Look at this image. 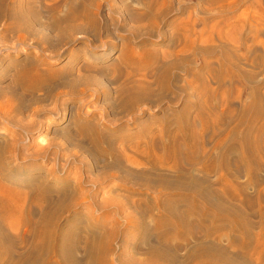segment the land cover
I'll return each mask as SVG.
<instances>
[{"label":"rangeland","instance_id":"374dc122","mask_svg":"<svg viewBox=\"0 0 264 264\" xmlns=\"http://www.w3.org/2000/svg\"><path fill=\"white\" fill-rule=\"evenodd\" d=\"M0 2V175L14 179H0L1 184L26 192L44 183L42 190L51 189L47 206L56 198L65 200L64 209H56L58 230L70 239L77 264H92L90 240L96 241L92 253L100 264H148L145 254L153 244L176 257L172 264H194L188 254L201 242L223 247L242 264H264L254 253L264 216V143L261 155L245 148L243 166L238 163L239 138L216 148L243 108L256 113L264 140V0ZM69 2L78 16L70 12ZM83 11L94 14V23L82 18ZM127 45L135 52L137 67L124 61ZM166 67L170 81L163 88L157 82ZM127 74L133 79L126 81ZM124 80L142 84L137 102L126 100L130 90H121L120 96ZM172 112H181L182 118L167 116L164 121ZM245 131L241 125L238 136ZM179 134L183 162L172 169L173 154H163L160 147ZM204 151L210 154L209 163L227 153L222 159L230 158L226 168L209 171L199 164ZM159 155L166 163H158ZM189 174L193 181L187 183ZM193 182L209 185V199L196 195ZM167 200L178 215L190 217L185 232L159 227ZM30 205L36 220L40 206ZM220 206L246 212L251 223L246 247L231 243L234 233L227 227L204 240L201 211L209 212L207 227H213L214 215L229 214ZM2 218L3 243L15 254H2L0 260L12 264L31 237L21 242L20 231ZM235 234L243 240L242 233ZM41 251L40 262L56 264L55 252Z\"/></svg>","mask_w":264,"mask_h":264},{"label":"bare ground","instance_id":"6f19581e","mask_svg":"<svg viewBox=\"0 0 264 264\" xmlns=\"http://www.w3.org/2000/svg\"><path fill=\"white\" fill-rule=\"evenodd\" d=\"M2 2V1H1ZM0 2V4L2 5V3ZM0 5V7H2ZM72 5V2H69V6ZM72 7H69V10L71 9ZM74 8V7H73ZM68 9V8H67ZM72 13V9L70 11ZM85 12L82 16V18L84 19H87L88 21L94 23V20H95V16L92 12L89 11L86 12V11H83ZM75 16H78V14H74V10H73V13H72ZM80 14V13H79ZM19 15V14H18ZM21 17V16H19ZM23 17V16H22ZM25 18V17H23ZM72 17V15H71ZM27 19V18H26ZM12 22V21H11ZM20 22V21H19ZM27 22L25 21L24 24H26ZM23 24V22H22ZM23 26V25H21ZM20 27V26H19ZM128 46V45H127ZM185 47V46H184ZM185 49V48H184ZM181 52L183 51V48L180 50ZM123 56H124V61L129 64V65H133V66H136L134 64L135 62V52L133 51V48L131 47H127L126 50L122 53ZM152 54V53H151ZM152 56V55H151ZM31 63V62H30ZM25 65V64H24ZM132 67V66H131ZM130 67V68H131ZM137 67V66H136ZM135 68V67H133ZM34 69V68H33ZM136 69V68H135ZM26 70V68H25ZM28 70V68H27ZM34 71V70H33ZM21 72V71H20ZM132 72V70H130V73ZM19 73V71H18ZM22 73V72H21ZM29 73V72H28ZM134 73V72H133ZM26 74V73H25ZM162 77H160V80L157 82L158 83V86L159 84L165 88V86L167 85V81L169 80V70L168 68L166 67L162 72ZM160 74V75H161ZM19 75V74H18ZM30 75V74H29ZM129 75V76H128ZM131 75V76H130ZM132 75L133 74H127L128 78L131 77L132 78ZM32 76V75H31ZM126 76L125 80L126 81H129L131 80L130 78L128 79ZM134 76V75H133ZM17 77V76H16ZM28 76H26L27 78ZM30 77V76H29ZM40 77V76H39ZM159 77V76H158ZM18 78V77H17ZM157 78V77H156ZM133 79V78H132ZM158 79V78H157ZM19 80V79H17ZM32 80H33V77H32ZM124 80V81H125ZM135 80V79H134ZM15 81V80H14ZM23 81V80H22ZM45 81V80H44ZM123 82L121 88H119V93L120 96L124 94L125 90H127V92H129L128 90H130L129 93H125L124 96L127 94L126 96V100L129 101V102H137V99L138 98V95L140 94V96L142 97L141 95V92L143 91V86L141 83H136V82H130L131 84H127V82ZM170 81V80H169ZM199 81V80H198ZM16 82V81H15ZM20 82H21V79H20ZM18 82V83H20ZM24 82V81H23ZM26 82H29L26 80ZM22 83V82H21ZM21 83L19 84V86L21 85ZM156 83V82H155ZM16 84V83H15ZM168 85H170L168 83ZM22 87V86H21ZM160 87V86H159ZM200 87V86H199ZM20 88V87H19ZM38 88V87H37ZM121 90H124L121 92ZM211 90V89H210ZM208 92V91H207ZM145 93V92H144ZM143 93V94H144ZM129 94V95H128ZM254 94H252L253 96ZM119 96V97H120ZM145 96V95H144ZM140 97V98H141ZM259 97V96H258ZM123 98V97H122ZM250 98L252 99V97L250 96ZM257 97L255 98V101H256ZM122 100H125L122 99ZM125 100V101H126ZM139 101V100H138ZM123 102V101H122ZM134 103H132L133 105ZM7 105V104H6ZM9 105V104H8ZM250 105V104H249ZM245 106V105H244ZM247 106V105H246ZM245 106V107H246ZM251 106V105H250ZM243 107V106H242ZM1 108V106H0ZM3 109V108H2ZM182 109V108H181ZM245 108H243L241 111L242 113L240 114L239 118H236L238 119L237 122H235V125L229 129H224L226 131L223 132L222 136H220V140L217 141L216 143V148H219L222 150V148H224L228 143H230V141H233L234 139H237L239 138L240 141L238 143L239 146L236 145V147H239V152L238 154L240 155L238 157V163L241 164L243 166V161H245V159L247 160L248 156L247 154L245 153L246 149L248 147H250L251 150H253V152H256V154H259L260 152V155H261V151L263 149H261V143L263 142L264 143V140H261V131L262 130V126L261 124L259 123L260 126H258L257 124L255 125L256 121L259 119L256 115V113H254L253 115L251 114V109L249 110L250 112H247V109L249 108H246L244 111ZM180 110V109H179ZM5 111V110H4ZM176 111V110H175ZM185 111V109H184ZM8 111H6L5 113H7ZM246 114H245V113ZM255 112V111H254ZM238 115V114H237ZM245 115L247 116H252L253 118L251 120H246L244 119ZM172 117L174 116V118H182V113L181 112H172L170 115H164V121L165 119H168V117ZM184 117V116H183ZM262 117V116H261ZM173 118V119H174ZM185 118V117H184ZM178 120V119H177ZM183 120V119H182ZM163 121V122H164ZM168 121V120H167ZM184 121V120H183ZM259 121V120H258ZM229 124V123H228ZM183 125V124H182ZM243 125L244 127H246V131H245V134L244 135H240L238 136V130L240 128V126ZM255 125V126H254ZM264 127V125H263ZM92 129V127H91ZM264 129V128H263ZM84 130V129H83ZM244 130V129H243ZM90 131V130H89ZM184 130H180V132H183ZM209 131V130H208ZM84 132V131H83ZM95 132V131H94ZM238 132V133H237ZM85 133V132H84ZM86 134V133H85ZM89 134V133H88ZM92 134V132H91ZM90 134V135H91ZM161 134V133H160ZM181 134L179 135H176V136H172L168 139L167 143L166 144H162L163 147H160L163 152V154H166L167 152H171V154H173V162L170 164V168L172 169H179L182 162L181 161V151H182V144H181ZM191 135V134H190ZM189 135V136H190ZM93 136H97V132H96V135L94 134ZM179 136V137H178ZM103 137V136H102ZM101 137V138H102ZM97 138V137H96ZM92 139H94V137H92ZM98 139V138H97ZM95 141V140H94ZM156 141V140H155ZM192 141V140H190ZM235 141V140H234ZM193 142V141H192ZM238 142V141H237ZM95 143V142H94ZM99 143V142H98ZM183 143V142H182ZM186 143V142H185ZM236 144V143H235ZM101 145V144H100ZM157 145V144H156ZM155 145V146H156ZM185 145V144H184ZM183 145V146H184ZM187 145V144H186ZM106 146V145H105ZM188 146V145H187ZM229 146V145H228ZM235 146V145H234ZM153 147V146H152ZM98 148V146L96 147ZM194 148V147H193ZM246 148V149H245ZM185 149V148H184ZM249 149V150H250ZM3 150V149H2ZM187 150V149H186ZM193 150V149H192ZM224 150V149H223ZM261 150V151H260ZM106 151V150H105ZM212 151V150H211ZM229 151V150H228ZM189 152V151H187ZM222 152V151H221ZM252 152V151H251ZM263 152V151H262ZM0 153H1V150H0ZM248 153V152H247ZM196 154V153H195ZM3 155V153H2ZM209 152L208 151H204V155L203 157H201L200 162L199 164L202 163V165L207 169V170H216L218 169L219 170V167L221 168V166L223 165V167H225L226 165V162L228 159L230 158H227V160H222L225 155L227 156V153L225 154H221L219 158L215 159L214 161H211L210 163L207 161L208 157H209ZM218 155V154H217ZM231 155V154H230ZM4 156V155H3ZM170 156V155H169ZM190 161L194 160L195 156L193 155V152L191 151V154L188 155ZM158 163L159 164H163L165 162L164 158L162 157V155L158 156ZM217 157V156H216ZM235 158V157H234ZM258 158V157H257ZM1 159V158H0ZM226 159V158H225ZM198 160V161H199ZM171 161V160H170ZM207 161V163H206ZM250 160H248V163H249ZM261 161V160H260ZM197 162V161H196ZM246 162V161H245ZM166 163V162H165ZM194 164H196L195 162H193ZM198 163V162H197ZM198 164V165H199ZM237 164V162H236ZM245 164V163H244ZM251 164V163H250ZM190 165H193V164H190ZM169 166V165H168ZM227 166V165H226ZM255 166V165H254ZM195 167V166H194ZM222 167V168H223ZM247 167V166H245ZM221 168V169H222ZM226 168V167H225ZM243 168V167H242ZM249 168V167H248ZM182 169V168H181ZM256 169V168H255ZM179 171V170H178ZM221 171V170H220ZM180 172V171H179ZM239 172V171H238ZM230 173V172H229ZM179 175V173H176ZM222 175V174H221ZM181 176V175H180ZM187 176V175H186ZM187 177H190L189 178V182L187 183H190V181L192 180L191 178V175L189 174ZM0 179H5V180H8L10 182H13L14 179L8 174L6 173V175H0ZM191 179V180H190ZM195 179V178H194ZM224 179V178H223ZM1 180H0V221L3 219L2 217H4L9 226H12L13 229L16 231L19 230V235H20V240L21 242L24 241V239L26 240L27 238L25 236L27 235H30L31 237V240H29L28 242V246H26V249H24V253H22L21 255L18 256V254L16 255L17 256V259L15 261H13L14 257L12 258V261L13 263L12 264H43L41 261V254H42V251L43 249L46 250V252H49L50 251H53L55 252V254H57L59 256L58 260L56 261V264H77L78 263V259L72 255L70 253V239H66L65 236L62 235V233L59 232L58 230V221L59 218H57V210L56 209H60L61 207L64 209L63 207V202L65 201L64 199H61L60 197L59 198H56V200H54L51 203L50 206H47L46 205V200H48V196H49V193L48 191L51 189L46 188V191L42 190V188H45L47 187V185H43V184H40V185H35V186H32L30 187V189L26 192H21V191H16L14 189H10L6 186H4L3 184H1ZM225 180V179H224ZM43 181V180H42ZM193 181V180H192ZM191 181V182H192ZM197 181V180H196ZM195 182V181H194ZM193 182V183H194ZM186 183H184L185 185ZM224 184L225 181H224ZM188 186L186 187H189L190 184H187ZM195 187L198 185V187H201L199 186V184H195ZM201 185L202 182H201ZM183 186V189L184 187ZM209 186V185H208ZM208 186L206 185V187L203 185V187L198 188L197 187V190L196 191V195H201L202 196V200L204 199H209V194L213 193L212 191L208 190ZM225 186V185H224ZM240 186V185H238ZM185 187V188H186ZM194 187V186H193ZM194 187V188H195ZM227 187V185L225 186ZM181 188V186H180ZM192 188V187H191ZM242 188V185L239 187L238 190H240ZM193 189V188H192ZM187 190V188L185 189ZM184 191V190H182ZM188 191V190H187ZM264 191V190H263ZM56 192V191H55ZM190 192V190L188 191ZM193 192V191H192ZM60 193V192H59ZM218 193V192H217ZM222 193V192H221ZM220 193V194H221ZM242 193V192H241ZM61 194V193H60ZM54 195V194H53ZM63 195V193H62ZM191 195V194H190ZM194 195V193H193ZM213 195H216V194H213ZM223 195V194H222ZM212 196V195H211ZM199 197V196H198ZM238 197V196H236ZM243 197V196H242ZM240 198L242 199V202L245 201L243 200V198ZM246 198V197H245ZM166 199H172V196H168L166 197ZM165 199V200H166ZM188 199V197H187ZM192 200H195L196 199V196L195 198L193 199L191 197ZM63 200V201H62ZM165 201L163 202L165 204V207H164V218L162 220L159 221V227L160 228H167V229H178L179 231H181L183 233V231L187 228V225H188V217L189 216H186L188 214L186 213H179V215L176 213V210L175 208L172 206V202L171 201ZM197 200V199H196ZM201 200V199H200ZM247 201V200H246ZM31 202H34V203H37L39 206H40V217L36 220H33L32 216H31V212L32 209H31V205L30 203ZM49 202V201H48ZM106 202V201H104ZM247 203V202H246ZM245 204V203H244ZM64 205H67L66 203ZM70 205V204H69ZM168 205H171L173 207V209L169 208ZM60 207V208H59ZM206 207V205H205ZM204 207V208H205ZM229 207V206H228ZM61 208V210H63ZM66 208V207H65ZM217 208V207H216ZM219 208H222V206H220ZM222 209H229V214H226V212L224 213H221L217 216L214 215V218H216V223L213 227H207V222L208 220L210 219V214L209 212H207L206 210H203L201 211V218L198 222L199 225L203 226L204 227V231H205V237H204V240L206 238V242L208 241V238L210 239V237L213 235L210 236L211 233L214 232V230L216 229H220L222 227H227L229 230L227 231H230V233H234L233 234V238H232V244H234V246H238V248L240 246H245L246 247V244L245 242V238L246 236L248 237L249 233L251 234V231H250V220L247 218V216L245 215L246 212H244L245 214L243 213H240V211L238 212V210H234L232 211L231 208H222ZM238 209V208H237ZM217 210V209H215ZM59 211V210H58ZM186 211V210H185ZM184 211V212H185ZM60 212V211H59ZM196 212V211H195ZM199 212V211H198ZM221 212V211H220ZM223 212V211H222ZM181 214V215H180ZM197 214V213H196ZM36 215V214H35ZM213 215V214H212ZM211 215V216H212ZM166 217V219H165ZM213 217V216H212ZM190 218V217H189ZM213 218V219H214ZM4 222V221H3ZM201 227V228H203ZM261 232L256 236V244H255V252L256 253V259H258V261H262L264 262V216L262 217V221H261ZM3 228V227H2ZM11 228V227H10ZM157 228V227H156ZM225 229V228H224ZM188 230V229H187ZM191 230V229H190ZM203 230V229H202ZM221 230V229H220ZM192 231V230H191ZM222 231V230H221ZM220 231V232H221ZM185 232V231H184ZM189 232V231H187ZM219 232V231H218ZM236 232H240L242 233V235L244 236V238H241L243 240H239L236 238ZM6 233V232H5ZM2 229H1V225H0V258L2 256V254H5V255H10V257H12L11 255L12 254H15L14 252L12 253L11 250L13 249H9V245H5V243H3V241H6L7 240V235L5 234ZM65 233V232H63ZM191 234V233H190ZM228 234V232H227ZM67 235V234H66ZM69 235V234H68ZM219 235V234H218ZM71 236V235H70ZM191 236V235H190ZM210 236V237H209ZM221 236V235H220ZM238 236V235H237ZM251 236V235H250ZM19 237V236H18ZM208 237V238H207ZM217 237V236H216ZM214 236V238L212 239H216L218 240ZM70 238V237H69ZM219 238V236H218ZM252 238V237H251ZM9 239V238H8ZM221 239V237H220ZM213 240V241H214ZM250 240V239H249ZM210 243L212 242L211 240H209ZM9 242V241H8ZM19 242V241H18ZM96 243V241H93V240H90L89 242H87V250H88V257H89V261L90 263L92 264H100L102 263V260H99V259H96L94 254L92 253V249L93 247L95 246L92 245L93 243ZM105 242V240H104ZM255 242V241H254ZM27 241H25V245H26ZM74 243V242H72ZM208 243V244H207ZM201 242L199 244H196L191 250H190V253L188 254L189 256V259L194 262V264H242V262L238 261V259L234 258L233 256H229L227 254V251L219 246V245H215L213 244L214 247H211L209 246V242ZM10 244V243H9ZM12 244V243H11ZM207 244V245H205ZM247 244H250L249 242H247ZM15 245V244H14ZM23 245V244H22ZM108 245V244H107ZM106 245V246H107ZM110 246V245H109ZM108 246V247H109ZM233 246V245H232ZM100 247H105L104 245H101ZM99 247V248H100ZM106 247V248H108ZM105 248V249H106ZM245 249V248H244ZM250 249V247H249ZM47 250H50V251H47ZM242 250V249H241ZM14 251V250H13ZM41 251V252H40ZM94 251V250H93ZM250 251V250H249ZM103 252V251H102ZM240 254L242 252H239ZM253 253V254H254ZM20 254V253H19ZM101 255V254H100ZM146 257L145 258H148L149 261H148V264H172L171 262L176 258L174 257L171 253L167 252L166 249H163L161 246L159 245H150L148 247V250L146 252ZM245 255V254H244ZM249 255V254H248ZM104 256V255H103ZM250 256V255H249ZM248 256V258H249ZM16 258V257H15ZM101 258V257H100ZM102 258H105V257H102ZM246 258V257H245ZM11 259V258H10ZM60 259V260H59ZM188 259V258H187ZM105 261V260H104ZM177 261V260H176ZM186 261V260H185ZM189 261V260H187ZM11 262V261H10ZM106 262V261H105ZM107 263V262H106ZM174 263V262H173ZM0 264H1V260H0ZM10 264V263H9Z\"/></svg>","mask_w":264,"mask_h":264}]
</instances>
